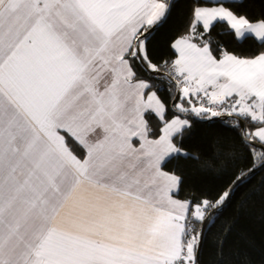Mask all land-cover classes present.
Listing matches in <instances>:
<instances>
[{"label":"snow or ice","instance_id":"6c2138e0","mask_svg":"<svg viewBox=\"0 0 264 264\" xmlns=\"http://www.w3.org/2000/svg\"><path fill=\"white\" fill-rule=\"evenodd\" d=\"M178 2L0 0V264H200L204 226L264 170V0L258 14L249 0H186L173 58L153 62ZM215 118L247 170L226 144L184 147ZM173 160L229 178L181 199Z\"/></svg>","mask_w":264,"mask_h":264},{"label":"trees","instance_id":"16d2710c","mask_svg":"<svg viewBox=\"0 0 264 264\" xmlns=\"http://www.w3.org/2000/svg\"><path fill=\"white\" fill-rule=\"evenodd\" d=\"M249 4L245 9L249 13L258 14L261 11L259 0H249ZM186 8V0H179L169 22L153 34L149 45L153 62L159 63L173 58L168 46L169 39L184 23ZM215 39L237 55L249 56L253 52V45L232 41L222 33L217 34ZM163 87L167 88L166 82H163ZM159 94L167 96L166 91ZM226 121L227 118H215L198 122L195 135L185 139L184 147L193 155H207L214 145L226 144L236 149L237 167L247 170L251 167V162L245 158L238 133ZM152 123L154 126L155 122ZM168 168H178L183 174L184 183L179 192L181 199L199 198L202 194L214 193L229 178L205 175L190 160H173ZM250 181L247 187L242 185L232 202L206 224L199 251L200 264H218L221 249L225 264L237 259L264 264V202L259 196L260 186L264 183V170H257L250 177ZM253 189H257V194H252Z\"/></svg>","mask_w":264,"mask_h":264},{"label":"water","instance_id":"95a60500","mask_svg":"<svg viewBox=\"0 0 264 264\" xmlns=\"http://www.w3.org/2000/svg\"><path fill=\"white\" fill-rule=\"evenodd\" d=\"M218 119H221V118H218ZM223 119H225V118H223ZM206 226V225H205ZM205 226H204V228H205ZM204 230V229H203Z\"/></svg>","mask_w":264,"mask_h":264}]
</instances>
